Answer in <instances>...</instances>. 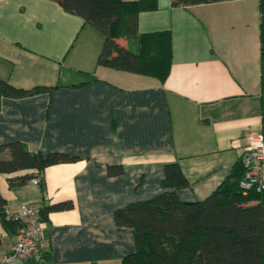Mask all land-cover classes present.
I'll list each match as a JSON object with an SVG mask.
<instances>
[{"label": "crops", "instance_id": "obj_1", "mask_svg": "<svg viewBox=\"0 0 264 264\" xmlns=\"http://www.w3.org/2000/svg\"><path fill=\"white\" fill-rule=\"evenodd\" d=\"M156 2L138 13L137 28L171 33L163 81L97 64L100 32L53 0H0V78L46 88L0 94V143L77 156L48 165L42 184H9L34 170L0 172L6 207L73 204L45 214L37 254L14 264H121L135 244L115 209L169 189L161 181L174 162L188 181L178 198L203 199L236 164L246 136L264 129L259 0ZM108 165L122 171L109 175ZM14 240L0 222V255Z\"/></svg>", "mask_w": 264, "mask_h": 264}, {"label": "trees", "instance_id": "obj_2", "mask_svg": "<svg viewBox=\"0 0 264 264\" xmlns=\"http://www.w3.org/2000/svg\"><path fill=\"white\" fill-rule=\"evenodd\" d=\"M65 11L83 18L103 37L97 64L134 73L149 74L163 81L171 64V33L159 30L141 33L138 13L154 9L156 0H53ZM217 0H171L188 7ZM260 10V88L264 93V0ZM126 41V44H125ZM44 87L17 88L0 78V94L20 97ZM77 156L61 151L46 155L29 151L19 140L0 143V172H32L9 178L10 185L38 178L44 169ZM122 171L108 165L109 175ZM243 168L239 160L224 179L201 200H181L176 189L188 185L177 163L164 165L162 185L169 187L149 198L127 203L114 211L115 223L130 228L135 249L121 264H264V191H243L239 186ZM37 203V202H36ZM40 205V219L49 211L67 210L70 200ZM6 201L0 194V222L15 235L19 219L7 218Z\"/></svg>", "mask_w": 264, "mask_h": 264}, {"label": "built area", "instance_id": "obj_3", "mask_svg": "<svg viewBox=\"0 0 264 264\" xmlns=\"http://www.w3.org/2000/svg\"><path fill=\"white\" fill-rule=\"evenodd\" d=\"M238 160L243 172L239 186L243 191H264V129L250 132L240 151ZM38 182V178L32 179ZM40 205L24 202L17 208L6 207L7 218L19 219L21 227L8 251L0 255L3 264H14L15 260H28L38 252L44 229L40 219Z\"/></svg>", "mask_w": 264, "mask_h": 264}]
</instances>
